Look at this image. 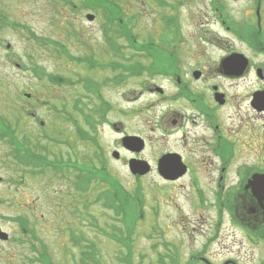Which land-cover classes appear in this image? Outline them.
I'll list each match as a JSON object with an SVG mask.
<instances>
[{
	"label": "rangeland",
	"instance_id": "rangeland-1",
	"mask_svg": "<svg viewBox=\"0 0 264 264\" xmlns=\"http://www.w3.org/2000/svg\"><path fill=\"white\" fill-rule=\"evenodd\" d=\"M107 1L123 7L126 15L136 16L131 21L132 35L136 43L145 46L146 52L133 50L134 42L128 47L119 39L126 60H113L104 41L102 13L98 8L89 7L90 3L92 6L102 5L99 0H71L68 4L64 0H0V127L4 128L6 124L10 127V132L0 130V229L10 238L8 242H0V264H38V252L31 249L33 243L40 251L38 242L44 244L53 264H79L82 248L72 243V236L81 237L87 244L93 243L97 247L99 264H126V258L127 264H157L158 257L167 264L169 254L172 256L173 252L165 248V244L169 240L179 244V224H171L173 213L170 208L162 204L158 214V208H153L158 205L155 194L157 178L153 170L141 178L131 176L120 146L122 133L151 134L143 122L123 116V109H128L124 104L125 88L106 82L115 72L108 66L100 70L97 66L116 61L127 68L139 62L136 67L140 73L144 68H152L151 58L141 54L154 56L159 52L163 57L169 55V60H165L169 68H172L170 60H177L182 73L196 69L200 63H203L202 70L208 72L216 60L231 53H240L253 64L264 60L262 54L255 53L246 41L232 32L236 27L235 31L249 33L257 26L253 0H161L163 7L157 6V0ZM262 11L264 15V7ZM87 14L96 19L88 22ZM162 16L171 17L172 27L165 26ZM262 18L264 28V16ZM4 21L27 27L29 33L16 26L8 27ZM51 42L57 45L53 46ZM59 45L64 47L67 55L58 52ZM72 57H90L95 60L96 67L90 72L83 65L72 62ZM157 66H160L158 62ZM33 67L42 74L55 75L68 82H74L76 76L89 78L101 85L100 94L87 99L80 84L51 85L45 77L34 74ZM124 68L126 72L116 74L129 79L132 76ZM218 84L230 100L222 109L224 113L217 114L216 118L224 129L233 131L240 122L239 113L248 110V94L256 85L251 75L243 81L219 80ZM23 93L31 97L25 99ZM75 104H79L83 112L73 110ZM98 109L103 110L106 124L101 125L96 115ZM89 110L96 118V129L92 131L97 149L89 142H82L76 133L80 126L87 134L93 135L83 123ZM56 111L68 113V119L74 117V125ZM113 123L117 127L113 128ZM11 132L22 142V149L31 147L32 151L41 154V157L35 155L39 159L56 156L77 162L78 167L88 173L102 171L126 194L135 195L136 199L139 196L142 203L132 234L128 229L129 257L125 248L96 229L98 226L112 233V225L120 226L113 222L112 213L105 211L101 203L93 204L96 195L106 189L105 182L93 180L88 191L81 196L74 190L69 175L54 176L49 170L41 175H29L30 166L38 167L15 165L10 156L12 146L6 139ZM59 142H65L70 149ZM233 148L231 146L229 152ZM113 151L119 152V160L111 158ZM151 152L150 139L142 158L153 169ZM250 153H243L239 162L249 165L252 151ZM258 160L254 162L258 164ZM20 221H25L27 230L34 231L38 242L32 241L29 235H22ZM122 236L126 237L125 231ZM219 239L216 244L224 243L225 249L217 251L215 243L212 245L208 259L214 264H220L224 259H233L238 264H264V244L253 246L241 241L240 247H231L229 239L224 242ZM160 245L162 248L158 249ZM185 248L181 247V263L187 259Z\"/></svg>",
	"mask_w": 264,
	"mask_h": 264
},
{
	"label": "flooded vegetation",
	"instance_id": "flooded-vegetation-1",
	"mask_svg": "<svg viewBox=\"0 0 264 264\" xmlns=\"http://www.w3.org/2000/svg\"><path fill=\"white\" fill-rule=\"evenodd\" d=\"M263 4L259 0V27ZM170 61L172 68L167 62L156 63L153 72L136 73L121 83L128 107L123 116L143 122L151 134L122 133L121 151L125 161L144 160L151 139V170L157 178L158 205L154 207L157 214L162 204L170 208L174 215L171 224H179L181 230L179 244L169 240L173 255L169 254L167 264H214L208 259L212 245L215 243L217 251L225 249L224 243L216 244L221 233L220 239H229L231 247H240L241 241L264 244V109L257 103L264 93V60L254 64L247 60L243 72L233 73H225L223 57L208 72L200 63L182 73L177 60ZM249 75L256 87L248 94V110L239 113L240 122L233 131L226 130L216 115L224 113L230 98L218 81L238 82ZM131 137L140 139V151L129 144ZM231 146L234 150L229 152ZM250 151L252 162H239ZM182 246L187 252L183 263ZM158 264H162L159 257ZM220 264L238 263L224 259Z\"/></svg>",
	"mask_w": 264,
	"mask_h": 264
},
{
	"label": "trees",
	"instance_id": "trees-1",
	"mask_svg": "<svg viewBox=\"0 0 264 264\" xmlns=\"http://www.w3.org/2000/svg\"><path fill=\"white\" fill-rule=\"evenodd\" d=\"M64 1L67 4L69 2H71V0H64ZM99 2H102V5H99L97 3V4H95V6H92L90 3L89 7L95 8V9L98 8V9H100V11L102 13L103 19L105 21V23L103 25V32L105 35V40L107 41V46L109 47V52L112 54L113 60H126L123 57V53L120 50V45L118 44L119 39L124 40V42H127L128 45H130V44L132 45V42H134L135 46H132L133 50L136 49L140 53L146 52V51H144L145 46L136 43L135 39L133 38L134 36L132 35L133 27L131 25V21L133 19H135L136 16L126 15L123 12V7H119L116 4V2L114 3L112 1H107V0H99ZM84 5L86 6L87 2H85ZM99 6H101V7H99ZM131 16H133V17H131ZM4 22H6V21H4ZM164 23H166V27L170 26V21L165 20ZM6 25H8L10 27L16 26L19 28H23L29 33V30L27 29V27H21V26L12 24V23H7ZM107 33H110L111 36H107ZM241 39L243 41H246L257 52L264 51V36H263L261 28L255 27L251 31H249V33L248 32L247 33L242 32ZM41 42L43 44H46V41L41 40ZM51 44L53 46L57 45L55 42H51ZM63 48L64 47L62 45H59V51L61 50V51H63L64 54L67 55V53H65L66 50H64ZM150 48L152 49V47H150ZM156 52H158V51H156ZM141 55H143L144 57L147 55L151 58V60H169V58H168L169 55H168V57H163L160 55V52L154 56H151L148 54H141ZM138 59H140V58H138ZM72 60H74V59H72ZM75 60H88V59L76 58ZM155 64H153V65H155ZM119 65L122 66L121 64H119ZM109 67L111 69H113L112 71H115L118 68V65L116 68H114L112 64ZM123 68L121 67L120 69L122 70ZM124 69H127V71H129V72H135V74L139 72V69L137 67H132V65H128V67L124 68ZM32 70L36 74V68L33 67ZM40 75H42L41 71H40ZM51 81L55 82L53 80H51ZM5 129L9 130V127L7 125L4 128L0 127V130L5 131ZM91 179H94V180L98 179L99 181L107 182V184H108L107 187L109 188V190L96 195L95 203H101V206L103 207V209L112 212L114 217H115L114 219L115 220L121 219V222L124 224V226H126V228H125L126 237L125 238L122 237L118 241L120 244L127 246L128 252H129L130 249L128 247V244L130 243V238L128 237V229L130 228V234H132V226L134 224V221L138 219V216H137L138 210H140V206H141L142 201L139 199V196L136 199L135 197L129 196L128 194H126V192L121 190V188L118 185H116L115 181L108 179L106 177L105 173L101 172V171L98 172L97 174L90 175L87 179L83 178V176H80L79 177V183L77 184V190H79L80 192H83L87 188V186H86L87 182L91 183ZM134 212H136V215H134L135 214ZM25 225H26V223L23 222V228H25ZM114 229L115 228L113 227L112 230H114ZM22 230H24L23 232L26 231V229H22ZM117 231L120 232L119 229H117ZM103 233H104V231H103ZM108 236H110V234H108ZM111 236L113 238H115V236L113 234ZM72 242L75 245H78L80 248H82V251L80 253L79 264H90V263L91 264H99L97 251H96V248L94 246L86 245V247H81L82 245H79V243H81V238H77V237L75 238L74 236L72 237ZM129 256H130V254H128V257ZM41 258L43 261L46 262V264H48V261H47L48 259L46 256H45V258H43V257H41Z\"/></svg>",
	"mask_w": 264,
	"mask_h": 264
},
{
	"label": "water",
	"instance_id": "water-1",
	"mask_svg": "<svg viewBox=\"0 0 264 264\" xmlns=\"http://www.w3.org/2000/svg\"><path fill=\"white\" fill-rule=\"evenodd\" d=\"M87 18L90 21L93 20V17L89 16ZM245 65H246V59L242 55L233 54L224 61L223 68L225 70V73L239 72L238 71L239 69L241 72H243ZM260 96L261 98L258 97L257 103H259L260 107L264 109V93H262ZM138 141L139 139L137 138H132L129 140V144L130 145L132 144L133 147H135L134 149L136 152L140 151L142 148V146L138 143ZM113 156L115 158H118L116 153H114ZM129 170L132 173V175L143 176L149 172L150 168L145 162L131 160L129 162ZM0 238L6 239V235L2 234L0 235Z\"/></svg>",
	"mask_w": 264,
	"mask_h": 264
}]
</instances>
